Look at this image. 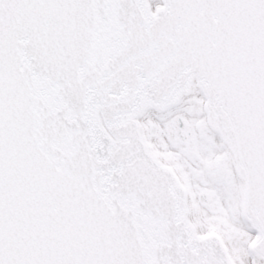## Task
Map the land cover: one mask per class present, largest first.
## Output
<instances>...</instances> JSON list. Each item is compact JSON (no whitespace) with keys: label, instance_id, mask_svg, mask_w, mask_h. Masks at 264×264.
Listing matches in <instances>:
<instances>
[{"label":"snow or ice","instance_id":"6c2138e0","mask_svg":"<svg viewBox=\"0 0 264 264\" xmlns=\"http://www.w3.org/2000/svg\"><path fill=\"white\" fill-rule=\"evenodd\" d=\"M0 264H264V0H0Z\"/></svg>","mask_w":264,"mask_h":264}]
</instances>
